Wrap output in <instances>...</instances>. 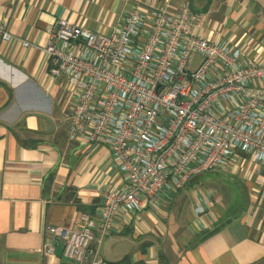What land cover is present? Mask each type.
<instances>
[{
    "label": "crops",
    "instance_id": "1",
    "mask_svg": "<svg viewBox=\"0 0 264 264\" xmlns=\"http://www.w3.org/2000/svg\"><path fill=\"white\" fill-rule=\"evenodd\" d=\"M184 1L199 23L195 34L236 40L255 59L264 54V0H0V21L11 34L0 38V264H79L47 253L49 242L59 243L50 228L79 229L82 215L102 205L103 190L124 182L104 146L66 135L68 84L49 76L43 51L50 31L66 19L107 32L127 10L171 13ZM33 112L49 116L54 129ZM242 168L225 170L240 189L239 201L205 175L168 197L161 210L123 207L103 237L101 257L110 264H264V168L244 176ZM204 198L212 206L196 215ZM107 244L128 251L109 261Z\"/></svg>",
    "mask_w": 264,
    "mask_h": 264
},
{
    "label": "built area",
    "instance_id": "2",
    "mask_svg": "<svg viewBox=\"0 0 264 264\" xmlns=\"http://www.w3.org/2000/svg\"><path fill=\"white\" fill-rule=\"evenodd\" d=\"M197 25L184 1L171 13L127 10L107 32L66 19L50 31L43 51L49 76L68 84L66 135L104 146L124 179L103 190L102 205L82 215L79 229L50 228L65 259L110 264L102 240L123 207L161 210L195 175L264 168V54L255 59L236 40L197 35ZM10 36L0 21V38ZM194 55L201 61L190 69ZM211 206L204 198L194 213ZM55 249L54 241L46 246Z\"/></svg>",
    "mask_w": 264,
    "mask_h": 264
},
{
    "label": "rangeland",
    "instance_id": "3",
    "mask_svg": "<svg viewBox=\"0 0 264 264\" xmlns=\"http://www.w3.org/2000/svg\"><path fill=\"white\" fill-rule=\"evenodd\" d=\"M200 61H201L200 57L197 55H194L192 57V64L190 66V69H194L200 63ZM66 127H67V124L65 122V130H66ZM249 169H250L249 164L243 167L242 176H244L246 172H248ZM227 172L229 171L220 172V173H208L206 175V178L208 181H212L213 183L220 185V188L222 185H223L222 188L226 187L223 191H226L225 193L228 194V197H230L233 200V202L235 200L239 201L242 198L240 189L234 182L231 181ZM124 249H127V246L124 245L122 246L121 249H114L113 246L107 244L103 249V256L110 261V260H113L115 257H117L122 251H128Z\"/></svg>",
    "mask_w": 264,
    "mask_h": 264
},
{
    "label": "trees",
    "instance_id": "4",
    "mask_svg": "<svg viewBox=\"0 0 264 264\" xmlns=\"http://www.w3.org/2000/svg\"><path fill=\"white\" fill-rule=\"evenodd\" d=\"M209 172H204V173H201V174H198V175H195L193 176L187 183H186V187H192L194 185H197V184H201L202 181L204 180V177L205 175H207ZM180 191V190H179ZM178 191V192H179ZM178 192L176 194H178ZM160 264H168L166 262H161ZM254 264H257V263H254Z\"/></svg>",
    "mask_w": 264,
    "mask_h": 264
},
{
    "label": "water",
    "instance_id": "5",
    "mask_svg": "<svg viewBox=\"0 0 264 264\" xmlns=\"http://www.w3.org/2000/svg\"><path fill=\"white\" fill-rule=\"evenodd\" d=\"M29 114L37 115V116H40V117L48 120L51 123V131L54 129L55 125H54L53 120L49 116H47L46 114H42V113H38V112H33V113H29ZM55 254L56 255H60L61 254V244H60V242L56 246Z\"/></svg>",
    "mask_w": 264,
    "mask_h": 264
}]
</instances>
